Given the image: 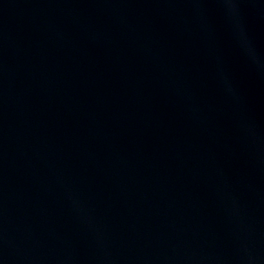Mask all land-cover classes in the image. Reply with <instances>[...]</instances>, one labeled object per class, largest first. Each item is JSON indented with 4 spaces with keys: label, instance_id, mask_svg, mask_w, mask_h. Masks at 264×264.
I'll return each instance as SVG.
<instances>
[{
    "label": "water",
    "instance_id": "1",
    "mask_svg": "<svg viewBox=\"0 0 264 264\" xmlns=\"http://www.w3.org/2000/svg\"><path fill=\"white\" fill-rule=\"evenodd\" d=\"M0 264H264V0H0Z\"/></svg>",
    "mask_w": 264,
    "mask_h": 264
}]
</instances>
